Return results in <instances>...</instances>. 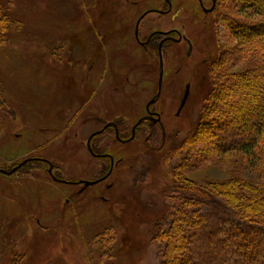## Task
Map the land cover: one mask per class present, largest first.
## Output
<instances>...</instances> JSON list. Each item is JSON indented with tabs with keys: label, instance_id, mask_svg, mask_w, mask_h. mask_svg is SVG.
Returning <instances> with one entry per match:
<instances>
[{
	"label": "rangeland",
	"instance_id": "374dc122",
	"mask_svg": "<svg viewBox=\"0 0 264 264\" xmlns=\"http://www.w3.org/2000/svg\"><path fill=\"white\" fill-rule=\"evenodd\" d=\"M1 1L13 2L12 17L22 25L0 46V83L12 106L0 105V168L10 172L27 160L45 158L59 170L53 176L61 180L55 181L46 165L0 173V264H162V246L149 233L162 212L167 217L164 228L169 225L178 207L196 208L205 220L181 258L195 264H264L263 226L241 220L229 207H195L176 193V177L209 192L232 179L257 182L248 157L234 148L244 129L224 115L212 126L210 147L190 150L184 145L211 92L214 71L221 67L240 73L251 65L264 74V48L252 62L251 57L238 61L231 54L237 43L219 16L226 4L205 14L197 0H170L171 13L157 14L168 10L165 0ZM202 1L212 5V0ZM150 11L139 26L141 40L153 31L173 29L184 39L162 50V92L151 108L161 123H143L131 142H119L114 132L93 140L99 154L114 156V173L107 181L86 186L112 167L109 160L91 155V135L124 115L128 125L119 124L125 129L121 136L130 139L131 129L157 97L159 54L156 47L145 49L135 39L137 23ZM228 14L242 19L232 10ZM63 38L69 42L55 45ZM98 41L109 44L97 47ZM90 42L96 50L87 61ZM100 48L107 50L105 58L113 51L111 65L101 64ZM86 62L84 66L95 63L90 76L80 68ZM92 80L99 83L96 93L88 84ZM191 196L187 194L189 200ZM107 225L117 237L106 238L104 247L96 245L95 235L101 238Z\"/></svg>",
	"mask_w": 264,
	"mask_h": 264
},
{
	"label": "trees",
	"instance_id": "16d2710c",
	"mask_svg": "<svg viewBox=\"0 0 264 264\" xmlns=\"http://www.w3.org/2000/svg\"><path fill=\"white\" fill-rule=\"evenodd\" d=\"M221 2L225 3L227 8L224 13L219 14L220 19L237 43V49L231 54L238 61L251 57L250 61L252 62V56L264 48V0H217L214 12ZM230 10L235 13V16L241 17L243 20L230 16L232 14H228ZM12 12L13 2L5 4L0 0V46L6 44L9 35L22 25L18 18L12 17ZM246 19H256L257 21L248 23ZM65 40L69 42L67 38H63L55 42V45H59ZM90 43L93 48L87 57V61L92 59L94 50H96L92 42ZM62 46L63 49H67L66 44ZM98 50L101 55H105V50L102 48ZM84 65H87V62L82 64L80 68L85 76L89 73V66ZM216 67L218 68L219 65L217 64ZM250 67L251 65L244 67L243 72L240 73L224 72L220 70L221 67L217 69V72H213L214 79H210L212 80L211 92L205 96L199 121L187 135L184 145L189 146L190 150L192 148L206 150L210 147L207 144L208 140L213 137L211 134L212 126L218 123L217 119L220 116L224 115L231 125L244 129L241 136L244 138L234 148L238 150V153L248 157L251 168L256 172L257 182L232 179L223 184L215 185L212 188L213 192H209L200 189L192 182L176 177V180L179 181L176 184V193L180 200L189 201V204L192 201L195 207L202 204H209L219 209L229 207L241 220L264 227V74L262 70L260 72L259 67ZM220 94L229 97L230 100L222 102ZM0 105L12 108L6 99L1 83ZM123 116H117L116 123L127 126L126 118ZM182 146H179L175 152L179 153L178 149H181ZM234 148L231 150L234 151ZM224 152L226 151L224 150ZM170 154L167 156V160H171L172 152ZM27 165L32 166L33 170L41 168L42 165L45 166L40 162L27 163ZM31 170L27 172L29 173ZM187 194L192 195L190 200L187 198ZM170 218V224L165 229L163 225L167 222V217L162 212V215L156 220L154 229L149 233L152 241L162 246L160 250L164 258L162 264H195L191 258L185 256L181 258L180 252L188 251L193 237L197 236L195 232L204 224L205 220L201 211L196 208L190 211L178 207L175 208L173 214H170ZM104 231L101 238H98V234L95 235L96 245L100 244L104 247L106 238L114 240L117 237L116 230L113 227L110 228V225H107ZM176 255L180 257L178 262L174 260Z\"/></svg>",
	"mask_w": 264,
	"mask_h": 264
},
{
	"label": "flooded vegetation",
	"instance_id": "af4514ba",
	"mask_svg": "<svg viewBox=\"0 0 264 264\" xmlns=\"http://www.w3.org/2000/svg\"><path fill=\"white\" fill-rule=\"evenodd\" d=\"M128 1V0H127ZM166 1V4H167V7H168V10L173 7L172 6V1L171 2V7L169 5V3ZM200 8L202 9V11L205 13V14H211L213 12H207L206 10H210L212 7H213V0H212V5L210 7H206L203 3L202 0H197ZM217 4V3H216ZM216 8V7H215ZM168 10H165V11H162L160 10L161 12H167ZM215 10V9H214ZM182 11V10H181ZM140 21V20H139ZM142 23V22H141ZM137 26H138V23H137ZM137 26H136V30H137ZM140 26V25H139ZM135 39L136 41L138 42V44L145 48V49H148L147 46H152L153 48L156 47L157 49V53L159 54V60H160V51L162 52V50L169 46V44H174V43H182L184 41V39L181 37L180 33L178 32V30H169L168 32H158V31H153L152 34L144 39V40H141L140 39V31L138 33V38H137V32L135 33ZM156 44V45H155ZM154 53V52H153ZM163 54V53H162ZM160 64V71H161V63L159 62ZM98 90V86L94 89V93H96V91ZM157 96V95H156ZM185 96V95H184ZM156 98V97H155ZM154 98V99H155ZM152 99V100H154ZM184 99V98H183ZM151 100V101H152ZM156 105V104H155ZM152 106L150 107V112L152 114H155V116H153V118H158V114L157 112H155L154 110L151 109ZM147 111V109H146ZM149 112H147V116L145 117L146 119L136 128V131L140 129V127L142 126L143 123L145 122H153V120L149 119ZM161 123V122H160ZM160 123H157V124H160ZM136 126V125H135ZM134 126V127H135ZM134 127L131 129V137L133 135V129ZM136 131H135V134H136ZM101 132L100 134L96 135V133H99ZM114 132V135H117V140L119 142H125V141H128V142H131L129 138H123V136H121L122 134H124V129H122V126L119 125L118 123H116L115 121L113 122H107L106 125L101 129V131H97L95 133H93V135H91V137L89 138L88 140V143H87V146H88V150L90 151L91 155L98 159V160H109L110 164L112 165V167L110 168V170L108 171V173L106 174V176L111 172V175L109 176V178L112 177L113 173H114V167L115 166V160H114V156H112L111 154L107 153V152H104V154H99V150L98 149H95V147L93 146V140H95L97 137H99L100 135L102 134H108V133H113ZM95 135V136H94ZM136 138H134L135 140ZM133 140V141H134ZM112 156V157H111ZM43 163L44 165L48 166L50 168L51 171H49V173L51 174L52 178L55 179L57 177L53 176V172L56 174L58 173V170L55 171V166L47 159L45 158H35V159H31V161H29L28 163ZM39 169V168H38ZM54 169V170H53ZM104 175V177H106ZM103 177V178H104ZM108 178V179H109ZM58 179V178H57ZM56 179V180H57ZM107 179V180H108ZM61 180V179H60ZM106 180V181H107Z\"/></svg>",
	"mask_w": 264,
	"mask_h": 264
},
{
	"label": "water",
	"instance_id": "95a60500",
	"mask_svg": "<svg viewBox=\"0 0 264 264\" xmlns=\"http://www.w3.org/2000/svg\"><path fill=\"white\" fill-rule=\"evenodd\" d=\"M167 2L169 3V5H170V7H171V2H170V0H167ZM216 3H217V0H213V7L210 9V10H206L207 12H213L214 11V9H215V7H216ZM152 11H150V12H147L146 14H144L143 16H142V18L140 19V21L138 22V26H137V30H136V32H137V38H138V33H139V25L141 24V22L144 20V18H146L147 17V15L149 14V13H151ZM157 14H170L171 13V8L167 11V12H159V11H157L156 12ZM181 13V10L180 11H178V15ZM160 63H161V72H160V76H159V90H158V94H157V97L154 99V100H152L151 102H149V104L147 105V112H149V119H151V120H153V122L155 123V124H157V123H160L161 122V119H160V116L158 115V118H153V116H155V114H152L151 112H150V107L151 106H153V104H156V101H157V99H159L160 98V96H161V92H162V85H163V79H164V61H163V55H162V52L160 51ZM188 97H189V87L187 88V92L185 93V96H184V99H183V101H182V104H181V108H180V111L184 108V106H185V104H186V102H187V99H188ZM145 120V118H143V119H141L138 123H137V125L134 127V129H133V135H132V138L130 139V141H133L134 140V138H135V131H136V128L143 122ZM101 132H99V133H96V135H98V134H100ZM95 136V135H94ZM30 160H27V161H25V162H23V163H21L19 166H17L14 170H12V171H10V172H8V171H5V170H3V169H1L0 168V173H2V174H5V175H13L16 171H18L19 169H21L24 165H26L28 162H29ZM111 175V172L106 176V177H104V178H102V179H99V180H97V181H94V182H87V183H84L86 186H93V185H96V184H99V183H101V182H103V181H106L108 178H109V176ZM56 181H60V180H56ZM63 183H67L66 181H63ZM83 183H81V185H82Z\"/></svg>",
	"mask_w": 264,
	"mask_h": 264
},
{
	"label": "crops",
	"instance_id": "0c3cea01",
	"mask_svg": "<svg viewBox=\"0 0 264 264\" xmlns=\"http://www.w3.org/2000/svg\"><path fill=\"white\" fill-rule=\"evenodd\" d=\"M93 30H95V31H97V29H94L93 28ZM123 42H124V44L126 45V43H125V40H123ZM98 45H97V47H99V45H106L107 46V44H109L108 43V41H103V42H99L98 41ZM114 45H115V42L113 43V45H112V49H113V47H114ZM103 49V48H102ZM103 50H105V49H103ZM98 52H99V54H100V58L101 59H99V60H101V64L102 65H111L112 64V61H111V54L113 53V51H111V52H109V58H105V55H101V52L98 50ZM107 52V50H105V53ZM97 65H98V62H97ZM120 65H122V64H120ZM115 67L117 68L118 67V65H115ZM96 67H95V63L93 64V63H91V66H89V70H90V72H89V76H90V74L94 71V69H95ZM89 78V77H88ZM87 78V79H88ZM102 78V77H101ZM94 79V78H93ZM94 82V80H92L91 82H88V84H93V91H94V89L98 86V84L99 83H93ZM85 84L87 85V80H86V82H85ZM85 100H86V98H85ZM52 217V216H51ZM47 218H49V216L47 217Z\"/></svg>",
	"mask_w": 264,
	"mask_h": 264
},
{
	"label": "bare ground",
	"instance_id": "6f19581e",
	"mask_svg": "<svg viewBox=\"0 0 264 264\" xmlns=\"http://www.w3.org/2000/svg\"><path fill=\"white\" fill-rule=\"evenodd\" d=\"M124 61L122 60L121 62L119 61V63H117L116 65H120V64H123Z\"/></svg>",
	"mask_w": 264,
	"mask_h": 264
}]
</instances>
